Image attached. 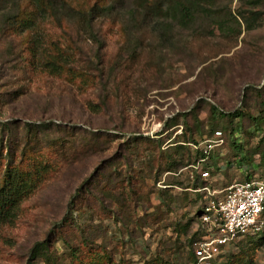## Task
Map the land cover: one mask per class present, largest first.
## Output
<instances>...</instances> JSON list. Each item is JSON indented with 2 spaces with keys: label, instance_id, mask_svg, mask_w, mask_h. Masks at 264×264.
<instances>
[{
  "label": "rangeland",
  "instance_id": "obj_1",
  "mask_svg": "<svg viewBox=\"0 0 264 264\" xmlns=\"http://www.w3.org/2000/svg\"><path fill=\"white\" fill-rule=\"evenodd\" d=\"M113 2L111 13L94 20L93 34L79 19L60 26L45 16L33 30H0V122H12L4 138L0 133V159L19 161L31 150L27 164L38 155L56 162L15 223L0 227V264H26L33 245L47 239L49 258L41 264H106L108 258L110 264H188L203 204L196 188L220 193L233 183L264 180V120L259 128L249 121L240 126L237 143L262 149L243 167L235 164L230 134L195 172L179 167L190 154L179 149L181 134L189 133L182 114L198 106L204 133L194 137L204 148L210 103L225 112L264 109V0H216L214 18L165 36L142 10L129 12L133 0ZM254 12H261L259 20ZM220 22L232 31L221 30ZM32 43L41 45L39 56L63 48L71 65L88 74L72 78L31 67ZM249 86H262L261 93L243 105ZM25 122L49 127L26 130ZM207 162L223 170L196 187L192 174L208 171ZM257 239L238 240L226 255L246 249L254 264H264V245L251 243Z\"/></svg>",
  "mask_w": 264,
  "mask_h": 264
},
{
  "label": "trees",
  "instance_id": "obj_2",
  "mask_svg": "<svg viewBox=\"0 0 264 264\" xmlns=\"http://www.w3.org/2000/svg\"><path fill=\"white\" fill-rule=\"evenodd\" d=\"M88 1L89 0H0V30L5 33L9 32V35L14 33L20 34L26 30H33L39 18L45 16L52 19L60 26L64 23V19H79L85 23L88 30L93 34L94 20L99 16L111 13L115 9L116 3L113 2L114 0H92V4H88ZM245 1L251 5H257L262 0ZM215 2L216 0H133V6L128 10L131 14L137 10H142L143 17L154 20L156 28L165 36L174 30L175 27L188 28L199 18H214ZM260 13H251L253 16L252 19L259 20ZM244 18L247 20L246 17ZM219 28L227 32L232 31L231 25L228 23L220 22ZM247 28L252 29V25H249ZM164 36H161V40L165 39ZM40 46L41 45L33 43L31 45L32 59L29 60V65H31V67L46 69L54 75L67 73L70 74L72 78H84V75L88 74L87 72L81 71L71 65L69 61V53L63 48L58 46L53 51V54L40 53L39 56L38 50L40 49ZM261 88L262 86L246 87L243 105L248 102L252 93L258 92V94H260ZM204 101L207 100L205 99ZM209 108L211 129L210 134L205 140L214 138L216 132H221L224 140H226L228 134L233 135L234 141L232 144L233 147L236 148L235 164L239 168L251 162V154L262 152V149L259 148V144L252 151L245 150V147L241 142L239 144L237 143V136L239 131H241L240 126H242L245 121H249L252 125L256 124L259 128L260 123L264 120V109L260 110L258 115H253L244 106L231 112L223 111L214 103H210ZM197 109L198 106L193 107L192 110L181 115L185 118L183 124L186 126V130L189 133L187 135L185 132L181 134L185 138V141H183L185 144L179 146V149H185L190 154L189 159L183 165L179 166L182 162L181 160L175 161L177 162L176 164H171L173 169L178 166L181 168L182 166L183 168H193L197 163L209 161L213 156L212 153L215 149L210 152H205V147H200V141L194 137L195 135H203L204 133L203 127L200 125L199 119L196 115ZM218 119H223L224 124H218L220 122ZM172 122L173 119L167 121L165 125L169 126ZM11 125L12 122H0V133L3 134L1 137L4 138L5 129L9 128ZM24 127L26 130H32L34 127L46 129L49 125L46 123L35 124L25 122ZM166 130H168V128ZM134 138L139 139L141 136H136ZM189 143L195 144L196 147L191 146ZM9 150L14 152L11 145ZM29 152L33 153L31 150L25 151L19 161L14 160L12 156L5 158V160L0 159V169H2V173H0V227L11 226L15 223L20 212L21 204L27 198L31 197L39 189L42 183L48 180L51 173L56 168V162L51 160V157L44 160L42 155H38L36 159L33 160L32 165L27 164L24 157L28 158L30 154ZM262 159L264 161V154L262 155ZM206 165L210 176L211 172L217 173L223 170L217 167L218 165L215 166L214 163H212L211 166H208L207 162ZM192 170L195 172L196 169L194 170L193 168ZM196 174H198V176L192 174V180L195 182L194 186L197 187L203 176L201 173ZM247 178L250 179V175H247ZM201 187L203 188L205 186ZM201 187H197L196 189L199 191L202 189ZM201 197H203V195H201ZM199 210L200 211L194 217V220L199 224V227L195 229L190 239L191 250L188 257V264H193L195 262L192 245L202 234L200 221L202 207ZM260 235L263 236L259 237ZM254 237L258 239L251 240L253 246L257 247L264 245V231L249 236V238ZM49 245L48 239L37 241L30 250L26 264H41L46 261V259L49 258ZM240 254H230L229 256L223 254L217 264H254L248 250L242 249ZM156 261L157 260L145 264H157ZM109 262L110 258L106 259L105 263L110 264Z\"/></svg>",
  "mask_w": 264,
  "mask_h": 264
},
{
  "label": "built area",
  "instance_id": "obj_3",
  "mask_svg": "<svg viewBox=\"0 0 264 264\" xmlns=\"http://www.w3.org/2000/svg\"><path fill=\"white\" fill-rule=\"evenodd\" d=\"M223 142L222 133L216 132L214 138L204 141L205 152H210ZM199 164L195 168L198 169ZM201 174L204 179L210 177L208 171ZM163 187L166 188V185ZM201 191L202 234L192 245L195 256L193 264H217L230 245L264 231V180L233 183L220 193L210 186L203 187Z\"/></svg>",
  "mask_w": 264,
  "mask_h": 264
}]
</instances>
